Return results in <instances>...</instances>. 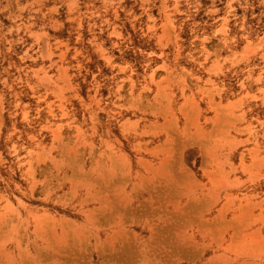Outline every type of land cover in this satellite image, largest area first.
<instances>
[{
	"label": "rangeland",
	"instance_id": "rangeland-1",
	"mask_svg": "<svg viewBox=\"0 0 264 264\" xmlns=\"http://www.w3.org/2000/svg\"><path fill=\"white\" fill-rule=\"evenodd\" d=\"M0 264H264V0H0Z\"/></svg>",
	"mask_w": 264,
	"mask_h": 264
}]
</instances>
